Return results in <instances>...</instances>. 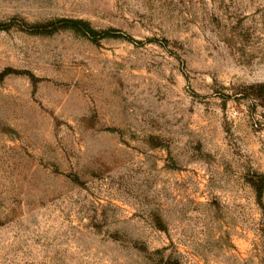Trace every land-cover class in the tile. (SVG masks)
Returning a JSON list of instances; mask_svg holds the SVG:
<instances>
[{
  "label": "rangeland",
  "instance_id": "374dc122",
  "mask_svg": "<svg viewBox=\"0 0 264 264\" xmlns=\"http://www.w3.org/2000/svg\"><path fill=\"white\" fill-rule=\"evenodd\" d=\"M0 23V264H264V0H0Z\"/></svg>",
  "mask_w": 264,
  "mask_h": 264
},
{
  "label": "trees",
  "instance_id": "16d2710c",
  "mask_svg": "<svg viewBox=\"0 0 264 264\" xmlns=\"http://www.w3.org/2000/svg\"><path fill=\"white\" fill-rule=\"evenodd\" d=\"M3 26L4 25L0 23V29L3 28ZM43 27H52L54 31L72 30L80 34L81 36H84L95 42L106 37L121 36L119 30L97 31L90 25L89 22L79 19H59L52 21L48 25H43ZM4 75L5 74H3L2 76ZM260 92L263 93V90L261 89ZM250 182L255 188L258 196L261 197L264 188V176H255L250 179Z\"/></svg>",
  "mask_w": 264,
  "mask_h": 264
}]
</instances>
